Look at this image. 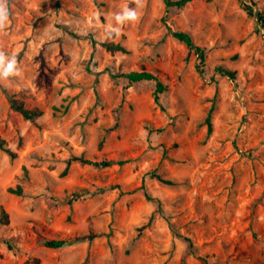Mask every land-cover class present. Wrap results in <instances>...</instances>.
I'll return each instance as SVG.
<instances>
[{"label": "rangeland", "instance_id": "1", "mask_svg": "<svg viewBox=\"0 0 264 264\" xmlns=\"http://www.w3.org/2000/svg\"><path fill=\"white\" fill-rule=\"evenodd\" d=\"M249 4L8 0L0 51L20 75L0 81L16 153L0 150V264H264V0ZM125 8L138 18L120 24ZM142 67L168 85L160 105L153 81L120 76ZM12 96L44 114L26 120ZM80 156L125 163H69Z\"/></svg>", "mask_w": 264, "mask_h": 264}, {"label": "trees", "instance_id": "2", "mask_svg": "<svg viewBox=\"0 0 264 264\" xmlns=\"http://www.w3.org/2000/svg\"><path fill=\"white\" fill-rule=\"evenodd\" d=\"M192 1L193 0H163V2L167 8L183 7L187 3L192 2ZM238 1L242 4L244 9L246 11H248L249 14L253 13V8H252L253 4H251V5L249 4V2L252 3V0H238ZM256 17L258 19V22L260 24L264 25V14L262 12L258 11L256 13ZM170 31H171V34L173 35V37L176 38L177 40L181 41L182 43H184L191 51H193L199 57V60L201 62L205 61V59H206L205 49L202 48L201 46L197 45L195 43L193 37L188 32L173 31L171 29H170ZM105 46L109 50H112V51H123V52L127 51L126 48L121 44L109 43V44H105ZM218 71L221 75L228 76L231 79L235 78V72H233L231 70H227L223 67H219ZM120 76H123L125 79H127L130 84L142 82V81H153L155 83V89H154V93H153L154 101L158 105L161 104V102H160L161 94H163L164 92H166L168 90V85L161 79V77L158 74L147 70L145 67H142L138 70L130 71L128 73L121 74ZM112 77L116 78L118 76L112 75ZM9 101H10L11 107L15 111L19 112L26 120L35 121L44 114V111L41 108H39V107L29 108L26 106V103L24 101L16 99L13 96L9 97ZM212 110H213V107L211 108L210 112L208 113V115L205 119V123L207 124V127H208V133H210L212 131V121H211ZM0 150L6 152L12 159L16 157V153L8 147L6 140L2 137H0ZM71 161H75V162H78V163L83 164V165H92L95 167H110L113 165L122 166L125 163V161H118V160H111V159H104L101 161H97V160H91V159L84 158L83 156L73 157L69 161V163ZM67 169H68V167L66 168L65 172L67 171ZM25 173H27L26 170H25ZM153 177H155L158 180H160L164 183H167V184L172 183L170 180H164L163 178H161L160 176L155 175V174ZM143 189L145 190V188H143ZM9 191H10V193H13L16 195L22 194L21 186H18L17 189L9 188ZM145 196L148 199H151V196L147 190H145ZM0 222L6 223V224L8 223V214L3 208L1 209ZM186 240L189 242V247H190V250L192 251L193 245H192L190 239L186 238ZM65 243L66 242L64 240H50V241H46L44 243V245L48 248L56 249V248H60V247L64 246Z\"/></svg>", "mask_w": 264, "mask_h": 264}, {"label": "clouds", "instance_id": "3", "mask_svg": "<svg viewBox=\"0 0 264 264\" xmlns=\"http://www.w3.org/2000/svg\"><path fill=\"white\" fill-rule=\"evenodd\" d=\"M136 2L139 4L140 0H136ZM9 17L10 11L8 0H0V31L5 28V24L9 20ZM137 18L136 11L129 8H125L121 14L116 16V20L120 24L125 22H133ZM19 75L20 69L18 68L16 57H9L3 51H0V81Z\"/></svg>", "mask_w": 264, "mask_h": 264}]
</instances>
